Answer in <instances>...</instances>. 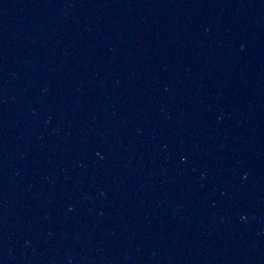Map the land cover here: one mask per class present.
I'll use <instances>...</instances> for the list:
<instances>
[{
	"label": "water",
	"instance_id": "obj_1",
	"mask_svg": "<svg viewBox=\"0 0 264 264\" xmlns=\"http://www.w3.org/2000/svg\"><path fill=\"white\" fill-rule=\"evenodd\" d=\"M0 264H264V0H0Z\"/></svg>",
	"mask_w": 264,
	"mask_h": 264
}]
</instances>
